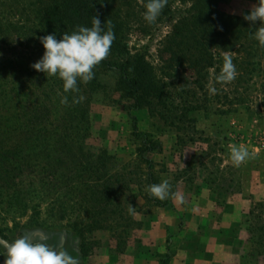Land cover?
<instances>
[{
  "label": "rangeland",
  "instance_id": "374dc122",
  "mask_svg": "<svg viewBox=\"0 0 264 264\" xmlns=\"http://www.w3.org/2000/svg\"><path fill=\"white\" fill-rule=\"evenodd\" d=\"M7 1L11 0H0V15L23 25L25 14L18 11L22 5ZM255 4L256 0H218L222 12L242 18ZM144 5V0L116 2L129 29V47L143 48L147 61L171 83L177 103L188 100L199 105L188 111L193 121L175 120L173 124V119L153 113L148 105L132 108L133 100L119 87L117 74L99 66L90 82H77L78 91L65 93L63 82L44 73L40 86V73L31 67L42 54L36 42L40 37L24 36L23 28H4L7 36L0 41V55L12 61L17 51L19 57L23 54L33 76L22 78L29 83L25 92L11 69L0 74V120L7 118L11 125L26 121L30 127L27 134L14 128L0 133V153L10 155L0 171V252L5 251V244L23 236L67 250L80 264L87 252L100 255L113 244L108 248L112 254L120 244L138 242L139 230L130 232L137 221L148 226L146 234L152 238L149 234L157 219L172 214L179 236H167L164 253L171 252L173 257L184 247L181 233L190 221L185 215L203 211L205 220L194 221L199 227L196 234L202 232L201 227L212 228L213 223L218 228L212 232L218 234L204 235L210 242L207 251L199 240L192 248L203 247L209 261L264 264V47L252 38L246 45L256 54L248 58L239 50L240 42L225 45L232 51H221L218 39L211 47L214 63L202 72L194 71L158 51L160 41L179 13L189 8L190 0H168L170 17L161 12L162 19L158 17L153 24L143 19ZM224 56L232 58L237 72L228 83L215 78ZM51 79L61 96L52 89ZM70 105L78 109L77 116L69 111ZM72 116L71 125L68 118ZM240 145L251 155L235 167L230 149ZM18 153L25 158L20 164ZM164 179L170 185L169 197L149 196L148 186ZM165 201L177 218L174 211L159 206ZM213 209L219 216L209 218ZM189 249L190 259L202 255Z\"/></svg>",
  "mask_w": 264,
  "mask_h": 264
},
{
  "label": "trees",
  "instance_id": "16d2710c",
  "mask_svg": "<svg viewBox=\"0 0 264 264\" xmlns=\"http://www.w3.org/2000/svg\"><path fill=\"white\" fill-rule=\"evenodd\" d=\"M182 1L185 2L186 0ZM15 2L22 5V9H18V11L25 14V19H21L24 21L23 25L20 26L16 19L3 18L0 15L1 42L5 41L7 36V31L4 28L13 31L23 28L24 36L31 33L33 37L37 35L38 38L55 32L57 39H59L63 33L70 34L77 26L91 27L92 18L98 16L102 25L105 23L106 29L110 22L115 39L112 42L108 57L96 67L99 66L117 74L119 87L124 95L133 100L132 108L136 109L148 105L153 113L157 111L158 115L173 119V124L175 120L180 122L193 121L189 118L188 111L198 108L199 105H193L188 100L177 103V96L170 89L171 83L159 76L156 68L147 61L143 48L130 49L127 35L129 29L126 26V19L121 17L120 10L116 8L117 0H11L7 1V4H14ZM146 2L147 0H144L145 4ZM169 5H166L162 10V16L170 17L171 8ZM159 19H162L161 14ZM258 26L259 22L252 25L242 17L222 12L218 7V0H190L189 8L179 13L171 30L160 41L158 51L160 54L168 55L169 59L178 65L188 64L194 71L202 72L203 68L214 63L211 47L218 39L222 43L221 51H232V47L228 49L225 48V45L238 41L240 42L239 50L246 52L248 58L254 57L256 53L251 50L252 46L246 44L253 38L252 34ZM242 40L245 41L242 42ZM36 42H39L40 51L43 54L42 44L40 41ZM221 51L216 54L221 55ZM14 54L15 60L12 61L7 57L5 58V55H0V74L2 76L4 70L9 71L11 69L18 84L22 85L21 88L27 92L29 83L26 84L27 80H22V78L26 75V79L31 80L33 72L30 71V64L25 61L23 54L21 57H19L18 51ZM11 64L12 66L9 67ZM39 73L40 86H42L45 80L43 74ZM164 76L165 78L168 77L167 75ZM57 80L59 83L62 82L58 78ZM50 82L52 89L56 91L58 96H61L55 81L51 79ZM78 83L79 85L82 84L80 81ZM199 87L203 89L201 85ZM178 96L182 97L183 95ZM78 101L79 98H75L76 104ZM69 111L74 116L79 113L78 109L72 105L69 106ZM74 120L73 116L68 118L71 125ZM8 121L7 118L0 120V133L5 134L10 128L19 129L26 134L30 130L29 124H25L26 121L13 125L9 124ZM7 155L0 153L1 172H3L6 163H9L10 155ZM16 157H19L16 160L18 164L25 160L24 157L20 158L19 153ZM18 171L21 172V170Z\"/></svg>",
  "mask_w": 264,
  "mask_h": 264
},
{
  "label": "clouds",
  "instance_id": "9594fccd",
  "mask_svg": "<svg viewBox=\"0 0 264 264\" xmlns=\"http://www.w3.org/2000/svg\"><path fill=\"white\" fill-rule=\"evenodd\" d=\"M167 0H147L142 13L148 24L157 21ZM244 19L252 25L259 22L257 30L252 34L261 47H264V0H256L252 9L244 15ZM105 24V23H104ZM98 16L92 18L91 27L77 26L69 33H63L59 39L55 32L40 37L44 52L39 60L31 65L37 72L46 77L52 76L63 82V91H78L77 82L87 84L94 78V68L108 57L112 42L115 39L110 22L107 29ZM236 67L230 56H224L220 72L216 80L223 83L231 82L236 77ZM210 91L215 93L216 89ZM83 99V97H81ZM67 102V97L62 99ZM246 146H232L230 160L233 166L239 167L250 158ZM148 195L164 200L170 195V185L167 179L159 184H151L147 188ZM131 211V209H130ZM3 264H78L75 256L67 250L50 248L41 242H32L21 236L10 244H5Z\"/></svg>",
  "mask_w": 264,
  "mask_h": 264
},
{
  "label": "crops",
  "instance_id": "0c3cea01",
  "mask_svg": "<svg viewBox=\"0 0 264 264\" xmlns=\"http://www.w3.org/2000/svg\"><path fill=\"white\" fill-rule=\"evenodd\" d=\"M166 201L162 204H160L159 206H166ZM170 203L167 204L166 211H168L169 213H173L174 209H171L168 205ZM157 205V203L155 204ZM211 214L209 215V218H213L216 215L219 216L217 214V211L211 210L210 211ZM174 214L177 218V214L174 211ZM166 215V214H164ZM207 213H204L203 211H193V212H189L187 213V215H185V219L186 220H190L188 222V225L186 226V230H184L182 235V238H184L183 244L184 247L182 249V247H179V249L176 251V254H174V256H170L171 252L168 253L167 255H169L170 257L168 259H166L167 255L165 252V249L168 248V246L166 247V240H167V236L168 235H173V237L176 239V237L179 236V231L176 229V225L174 223V221H172L174 219V216L172 214H168V217H159L157 219V221L155 222V225L153 226V230H151L150 232V236H152V238L147 236V231H148V226L140 221H137V227L134 228H130V232L131 230L135 231L136 229H138L139 233L135 235L136 240H138V242H136L134 239L127 242L126 244H120V248H118L119 250L115 253L110 254L109 253V246L110 247H114L113 244L108 245L105 253L100 254V255H96L93 254L91 252H87V254H85L81 260L82 263L80 264H237L236 262L232 261L231 259H228L227 261L220 260L218 262L216 261H209L205 258V253L203 251V247H201V249H196L192 248L191 244H195L196 246V240H199L200 243H204V247H205V251L208 250L210 242L208 241V237H204V235H211L212 233H217V231L212 232V229L218 228L217 224L213 223V227L209 228H203L201 227L202 232H198V235L196 234V229L198 230L199 227H195L197 226L194 221L195 220H199V219H203L205 220ZM137 218V217H135ZM217 219L214 218V220ZM207 221H209V219H207ZM199 225V223H198ZM212 232V233H211ZM191 233V234H190ZM191 235H195V237L191 236ZM197 235V236H196ZM189 237V238H188ZM203 237V238H202ZM186 238V239H185ZM139 240L141 241V243H139ZM181 244V242H180ZM198 244V243H197ZM191 247L193 252H199L202 255L199 256V258L197 259H190L189 258V254L190 253V249L189 247ZM214 246V245H213ZM212 246V249H213ZM146 248V250H145ZM150 248V249H149ZM152 249V250H151ZM185 249L187 251H185ZM194 249V250H193ZM158 252V259L155 258V254ZM161 254V259H160V255ZM173 255V253H172ZM207 255V254H206ZM229 255V254H228ZM85 257V258H84ZM79 263V262H78ZM240 264V263H239Z\"/></svg>",
  "mask_w": 264,
  "mask_h": 264
},
{
  "label": "water",
  "instance_id": "95a60500",
  "mask_svg": "<svg viewBox=\"0 0 264 264\" xmlns=\"http://www.w3.org/2000/svg\"><path fill=\"white\" fill-rule=\"evenodd\" d=\"M4 261V260H3ZM3 261L2 262H0V264H3Z\"/></svg>",
  "mask_w": 264,
  "mask_h": 264
}]
</instances>
